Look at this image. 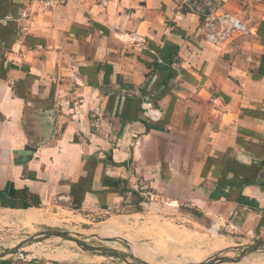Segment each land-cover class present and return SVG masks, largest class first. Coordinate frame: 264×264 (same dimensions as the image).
Segmentation results:
<instances>
[{"label":"crops","instance_id":"crops-1","mask_svg":"<svg viewBox=\"0 0 264 264\" xmlns=\"http://www.w3.org/2000/svg\"><path fill=\"white\" fill-rule=\"evenodd\" d=\"M213 12L248 33L208 43ZM166 200L264 241V0H0V210L37 225Z\"/></svg>","mask_w":264,"mask_h":264},{"label":"rangeland","instance_id":"rangeland-1","mask_svg":"<svg viewBox=\"0 0 264 264\" xmlns=\"http://www.w3.org/2000/svg\"><path fill=\"white\" fill-rule=\"evenodd\" d=\"M149 198L150 201L157 199L152 195H149ZM168 202L166 200L163 205L172 209L169 214H161L154 208L140 206L136 207L138 213L135 215L123 210L107 215L93 214L92 217L80 220L64 214V217L50 216L49 220H46V216L44 220H39L40 224L37 225L31 224L28 215L26 217L25 214L15 215L0 210V253L16 247L23 253L8 256L4 261H32L39 264H128L116 257L84 251L74 243L56 237L38 238L29 242L30 238L46 231L79 235L85 245L110 248L119 253L133 255V259L127 256V260L132 264H187L194 261L203 263L216 254L234 258L238 254L236 248H244L245 245L258 241L255 234L246 235L243 231L236 230V227L229 231L223 228L217 234L214 227L210 232L205 226L203 216L194 210L198 222L202 224L200 227L195 226L189 217H185L192 212V208L171 205L170 202L167 204ZM173 210L178 213H172ZM107 224L115 225V235H112L111 240L99 234ZM95 232L98 234H94ZM24 243L25 246L22 247ZM240 263L264 264V248L243 257Z\"/></svg>","mask_w":264,"mask_h":264},{"label":"water","instance_id":"water-1","mask_svg":"<svg viewBox=\"0 0 264 264\" xmlns=\"http://www.w3.org/2000/svg\"><path fill=\"white\" fill-rule=\"evenodd\" d=\"M50 119H51V127L48 133V137L47 140L49 138L52 137L53 132L55 130V122H54V116L53 115H49ZM19 155L23 156L24 159H22L19 163L23 164L25 162H27L29 160V156L31 154L30 151H20L18 153ZM49 237H56L68 242H72L74 243L77 247H79L80 249L84 250V251H88V252H92V253H97L103 256H107V257H116L118 259H122L123 261L127 262L128 264H132L127 260V256H129L131 259L134 258L133 255H126L123 253H119L117 251H115L114 249H110V248H104V247H93V246H88L83 244L79 239L75 238L73 235L69 234V233H65V232H59V231H46L43 232L39 235H35L34 237L29 239V242L35 241L38 238H49ZM27 244V243H26ZM25 246V243L22 245V247ZM261 248H264V241H256L253 244L250 245H245L244 248H236L235 251H238V254L236 255V257L231 258L228 255H223V254H216L214 256H212L210 259H207V261L203 262V263H198L196 261L194 262H189L187 264H221V263H240L241 259L255 251L260 250ZM23 255V253L21 252V250L18 249V247L14 248V249H8L3 251L2 253H0V260L4 261L6 260V257H11V256H16V255ZM140 264H144L142 262H140Z\"/></svg>","mask_w":264,"mask_h":264},{"label":"built area","instance_id":"built-area-1","mask_svg":"<svg viewBox=\"0 0 264 264\" xmlns=\"http://www.w3.org/2000/svg\"><path fill=\"white\" fill-rule=\"evenodd\" d=\"M29 8H37L40 12L46 13L55 10L67 0H25ZM201 30L204 39L212 45H221L230 38L239 35H246V25L237 17L228 14L209 13L202 22Z\"/></svg>","mask_w":264,"mask_h":264},{"label":"bare ground","instance_id":"bare-ground-1","mask_svg":"<svg viewBox=\"0 0 264 264\" xmlns=\"http://www.w3.org/2000/svg\"><path fill=\"white\" fill-rule=\"evenodd\" d=\"M215 229H216V228H215ZM215 229H214V230H215ZM213 233H214V231H213Z\"/></svg>","mask_w":264,"mask_h":264}]
</instances>
